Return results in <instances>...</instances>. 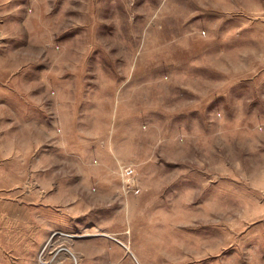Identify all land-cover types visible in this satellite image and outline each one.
I'll use <instances>...</instances> for the list:
<instances>
[{
    "label": "rangeland",
    "instance_id": "1",
    "mask_svg": "<svg viewBox=\"0 0 264 264\" xmlns=\"http://www.w3.org/2000/svg\"><path fill=\"white\" fill-rule=\"evenodd\" d=\"M0 264H264V0H0Z\"/></svg>",
    "mask_w": 264,
    "mask_h": 264
},
{
    "label": "built area",
    "instance_id": "2",
    "mask_svg": "<svg viewBox=\"0 0 264 264\" xmlns=\"http://www.w3.org/2000/svg\"><path fill=\"white\" fill-rule=\"evenodd\" d=\"M122 177L128 186H132L134 180V169L129 166H123L121 168Z\"/></svg>",
    "mask_w": 264,
    "mask_h": 264
},
{
    "label": "bare ground",
    "instance_id": "3",
    "mask_svg": "<svg viewBox=\"0 0 264 264\" xmlns=\"http://www.w3.org/2000/svg\"><path fill=\"white\" fill-rule=\"evenodd\" d=\"M131 252V251H130ZM72 254V253H71ZM133 254V253H132ZM73 256V255H72ZM135 257V256H134Z\"/></svg>",
    "mask_w": 264,
    "mask_h": 264
}]
</instances>
